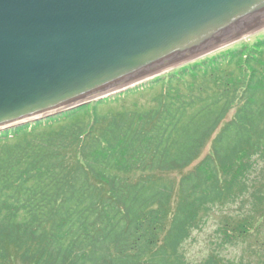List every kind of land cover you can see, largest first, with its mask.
<instances>
[{"label":"trees","instance_id":"trees-1","mask_svg":"<svg viewBox=\"0 0 264 264\" xmlns=\"http://www.w3.org/2000/svg\"><path fill=\"white\" fill-rule=\"evenodd\" d=\"M249 41L1 132L0 264H193L185 242L237 203L220 245L248 236L264 218V39Z\"/></svg>","mask_w":264,"mask_h":264},{"label":"water","instance_id":"water-1","mask_svg":"<svg viewBox=\"0 0 264 264\" xmlns=\"http://www.w3.org/2000/svg\"><path fill=\"white\" fill-rule=\"evenodd\" d=\"M264 24V0H0V131L121 92Z\"/></svg>","mask_w":264,"mask_h":264},{"label":"rangeland","instance_id":"rangeland-1","mask_svg":"<svg viewBox=\"0 0 264 264\" xmlns=\"http://www.w3.org/2000/svg\"><path fill=\"white\" fill-rule=\"evenodd\" d=\"M259 30L255 31V35L254 33L249 35L245 34L240 37V39L234 40L233 42L228 43L226 46H229L228 49H234L239 47L246 40H250L249 43L251 45L255 41L264 39V24L260 26ZM133 88L135 87L128 88L127 90ZM112 97L113 96L110 98ZM148 98V94L131 95L127 97L126 102L128 103L129 101L132 102L134 100L147 102ZM93 102L95 101H92L89 104ZM198 162H195V164ZM193 167L194 166H192L190 169ZM182 173H173L170 174V177L179 179ZM239 204L240 203H237L230 207L214 210L208 215L202 228L193 232L192 237L186 241L183 246V251L189 262L193 264L199 263L203 261L210 253L216 251L219 252L220 255L225 259H232L236 261L244 259L249 261L251 264H264V218H256L254 230L251 231L245 238L240 239L236 244L226 246L220 245L221 238L217 233V228L220 224H222L224 218H230L229 214L235 217H241L243 211H241L239 208L241 206ZM15 264H20V262H16Z\"/></svg>","mask_w":264,"mask_h":264}]
</instances>
